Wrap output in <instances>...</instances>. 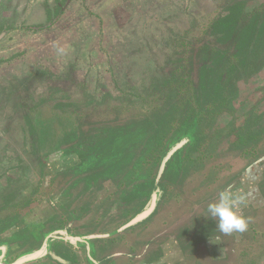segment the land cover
I'll list each match as a JSON object with an SVG mask.
<instances>
[{
  "label": "rangeland",
  "instance_id": "obj_1",
  "mask_svg": "<svg viewBox=\"0 0 264 264\" xmlns=\"http://www.w3.org/2000/svg\"><path fill=\"white\" fill-rule=\"evenodd\" d=\"M53 1L0 0V24L3 18L12 17L14 32L20 39L25 32L21 27L45 23L46 3L53 5ZM246 1L248 9L264 6V2L257 5L262 0ZM228 2L70 0L44 32L53 38V35L75 36L85 41L92 36L87 55L81 54L79 43L75 41L54 63L45 62L43 67L35 66L28 72L21 70L20 65L10 66L9 59L0 58V220L9 215L0 224V227L7 226L0 229V246L5 247L4 262L10 263L33 252L48 234L56 236L51 238L52 252L56 253L52 255L68 254L65 239L58 238L63 235L55 231L79 236L90 231L109 233L121 229L150 208L154 194L157 195L154 210L163 207L166 214L163 219L169 224L172 218L173 223L178 220L185 223L188 217H191L192 227L206 223V206L214 194L234 186L236 176L260 156L259 161L264 162V135L243 152L234 147L236 137L229 132L232 127H241L248 113L253 111L242 106L246 104L245 99H253L252 87L256 93L264 95V67L254 82H248L254 75L244 80L245 96L236 108L231 106L232 111L224 112L216 120L213 129L222 130L221 134L226 133L227 137H223L213 151L194 152L193 157H199L194 163H180L172 181L161 179L159 168L157 190L147 200L128 199V181L118 182L124 172L98 182L86 181L85 175L75 168L77 159L69 150L70 144L64 142L74 134L93 128L103 133L108 125H124L154 111L161 104L154 79L168 73L167 58L178 65L177 59L188 57L191 44L205 36L211 21ZM8 34L9 31L0 42V48L14 40ZM28 120L37 132L35 145L31 141ZM183 155L180 158L183 159ZM6 198L11 200V205L18 206L1 209ZM26 201L30 203L24 206ZM166 202L168 206L164 205ZM153 218L137 221L95 245L102 247L125 241L139 248L147 235H154L153 229L147 230ZM176 233L184 238L188 236L182 228L173 234ZM113 249L109 252L99 249L100 264L113 263L110 259V255L114 257ZM76 251L78 254L71 250L74 256L63 264H81V260L90 264L83 256L84 248ZM133 257L136 263L132 264H137L140 254L135 252Z\"/></svg>",
  "mask_w": 264,
  "mask_h": 264
},
{
  "label": "trees",
  "instance_id": "obj_2",
  "mask_svg": "<svg viewBox=\"0 0 264 264\" xmlns=\"http://www.w3.org/2000/svg\"><path fill=\"white\" fill-rule=\"evenodd\" d=\"M69 1L46 3L45 23L21 28H47ZM245 4L246 0H229L211 21L205 36L191 44L188 57L177 59L178 65L167 58L168 73L155 78L153 84L160 93L161 104L149 115L116 127L108 125L103 133L93 128L64 140L77 159L76 170L85 175L86 181L98 182L124 172L118 182L128 181V199L147 200L157 190L159 168L161 179L172 181L180 163H194L199 160L193 157L194 152L213 151L227 137L226 133L221 134L222 130L213 129L216 120L222 113L232 111L230 104L238 94L237 83L264 67V6L248 9ZM12 21V17L2 19L0 39L14 28ZM181 68L185 71L178 72ZM28 124L35 145L37 132L31 120ZM229 132L235 134L234 147L246 152L264 135V112L248 113L243 125L232 127ZM183 139L186 142L165 159L170 148ZM10 202L6 198L1 209L18 206ZM8 217L2 218L0 224Z\"/></svg>",
  "mask_w": 264,
  "mask_h": 264
},
{
  "label": "crops",
  "instance_id": "obj_3",
  "mask_svg": "<svg viewBox=\"0 0 264 264\" xmlns=\"http://www.w3.org/2000/svg\"><path fill=\"white\" fill-rule=\"evenodd\" d=\"M263 2L264 0L257 5H262ZM245 5H248L247 1ZM13 29L9 31L8 35L9 37L13 36L14 40L10 41V45H5L0 48V58L9 59L8 62L10 66L18 67L20 65V67L22 66L21 70L24 68L26 72L30 70L29 68L33 70L35 66H37V68L43 67L45 62L54 63L58 60L56 58L60 56L59 54L66 51L68 49L67 47L72 45L75 41L79 43L78 46L79 50L82 51L81 54L87 55L89 53L87 48L92 42V36L86 41L75 36L58 37L57 35H53V38L52 35L50 36L49 33L44 32L45 28L42 29V31L24 30L25 32L21 34L22 38L19 39L17 38L19 35L15 33V29ZM4 36L0 39V42ZM260 74L261 72H258V74L250 78L248 80L249 84L254 82L253 80L257 79ZM245 82L246 81L242 83L239 82L238 94L230 105L232 108H236V104L242 97L244 98ZM251 90L254 96L253 99H245L246 104H242V106H248L247 110L252 108L253 111H257L258 113L264 112V95L262 96L260 92L256 93L255 87H252ZM221 115H223V113ZM241 119L242 117L238 118L237 121ZM260 157L256 161L250 163L244 171H241L240 174L236 176L234 186L231 187L233 192L244 197L245 202L238 211L245 217L250 218L248 229L242 234H220L216 228V221L207 217V214L206 223H196L193 225L194 227L189 223L191 217H188L185 223H182L181 220L173 223L172 218L169 224L166 219H163L166 214H164V208L161 207L157 210L153 209L152 212L140 219L143 220L148 218V220H150L154 217L151 221L152 224L148 225L147 230L153 229L155 232L153 236L147 235V237L144 238V242L139 244V248L137 244L132 242L125 243V241H118L110 245L105 244L102 245V247L95 245L96 242L101 239L108 238L122 231L120 229L109 233H96V231H90L86 233L87 235L79 236H72L65 231L57 230L55 232L63 235L58 236V238L65 239L66 242H64V244L68 245V254L61 253L59 254L60 257L53 256L52 253H56L52 252L54 251L52 250L54 249V245H52L51 238L56 236L48 234L49 243L46 253L38 259L27 261L23 264H63L70 256H74L71 250L77 252L76 249L83 248V256H85L86 261L90 264H100L97 255L99 249L109 252L112 248H114L112 250L114 257L110 255V259H113V263L109 262L111 264H116L118 261L122 264L136 263V259L133 257L135 252L140 254L137 264H264V162L261 163V161H259L262 160ZM262 158H264V155H262ZM219 191L221 190H218L214 194L213 200L209 202L216 200ZM168 204L169 203L166 202L164 205L168 206ZM173 216L174 215H171L170 217ZM178 228H182V232L188 236L184 238V236H180L178 233H176L177 235L173 234ZM124 229L126 228L124 227L123 230ZM168 233H170V235H168ZM217 235L220 236V241L219 243H213L210 238L214 239ZM67 236L79 237L80 239L72 241L68 239ZM77 254L75 255L76 259L78 258ZM86 263L87 262L84 263L81 260V264ZM101 264L104 263L101 262Z\"/></svg>",
  "mask_w": 264,
  "mask_h": 264
},
{
  "label": "clouds",
  "instance_id": "obj_4",
  "mask_svg": "<svg viewBox=\"0 0 264 264\" xmlns=\"http://www.w3.org/2000/svg\"><path fill=\"white\" fill-rule=\"evenodd\" d=\"M244 202V197L237 195L231 186H228L219 191L216 200L207 204V217L216 221V228L220 234H242L247 231L250 218L238 211ZM210 240L213 243H219L220 236L217 235Z\"/></svg>",
  "mask_w": 264,
  "mask_h": 264
},
{
  "label": "water",
  "instance_id": "obj_5",
  "mask_svg": "<svg viewBox=\"0 0 264 264\" xmlns=\"http://www.w3.org/2000/svg\"><path fill=\"white\" fill-rule=\"evenodd\" d=\"M186 142L185 139L181 140L180 142H178L176 145H174L166 154L165 159L169 158L177 149H179L184 143ZM157 195L154 194L153 198H152V204L150 206V208L148 210H146L145 212L141 213L140 215H138L136 218H134L132 221H130L128 224H126L125 226H123L121 229H123L126 226L132 225L133 223L137 222L138 220H140L142 217L146 216L147 214H149L150 212L153 211L154 207H155V200H156ZM120 229V230H121ZM113 234V233H112ZM68 239L75 241L80 239L79 237H70L67 236ZM48 243H49V237L47 236L42 245L35 251L26 254V255H22L20 257H18L17 259H15L14 261L10 262V263H6L3 261V257H4V253H5V247L4 246H0V264H23L27 261H31V260H35L38 259L40 257H42L48 248Z\"/></svg>",
  "mask_w": 264,
  "mask_h": 264
}]
</instances>
